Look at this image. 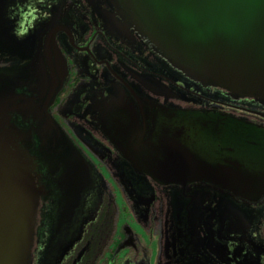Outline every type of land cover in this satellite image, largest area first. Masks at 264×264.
I'll return each instance as SVG.
<instances>
[{
  "label": "flooded vegetation",
  "instance_id": "af4514ba",
  "mask_svg": "<svg viewBox=\"0 0 264 264\" xmlns=\"http://www.w3.org/2000/svg\"><path fill=\"white\" fill-rule=\"evenodd\" d=\"M51 53L63 85L48 112L89 185L66 203L62 171L37 162L50 192L31 264H264V193L160 185L137 163L156 160L159 108L214 111L264 135V103L194 82L158 55L156 0H0V70L41 79ZM16 84L35 95L34 84Z\"/></svg>",
  "mask_w": 264,
  "mask_h": 264
},
{
  "label": "water",
  "instance_id": "95a60500",
  "mask_svg": "<svg viewBox=\"0 0 264 264\" xmlns=\"http://www.w3.org/2000/svg\"><path fill=\"white\" fill-rule=\"evenodd\" d=\"M156 53L194 82L264 103V0H156ZM52 54L41 79L0 70V264L32 262L38 209L50 192L37 162L62 171L66 203L89 185L80 154L48 112L63 85ZM16 83L34 84L35 95L17 93ZM137 163L160 185L207 182L246 199L264 193V135L214 111L159 108L156 160Z\"/></svg>",
  "mask_w": 264,
  "mask_h": 264
}]
</instances>
